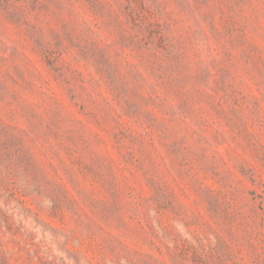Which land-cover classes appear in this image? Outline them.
I'll use <instances>...</instances> for the list:
<instances>
[{"label":"rangeland","instance_id":"374dc122","mask_svg":"<svg viewBox=\"0 0 264 264\" xmlns=\"http://www.w3.org/2000/svg\"><path fill=\"white\" fill-rule=\"evenodd\" d=\"M0 264H264V0H0Z\"/></svg>","mask_w":264,"mask_h":264}]
</instances>
